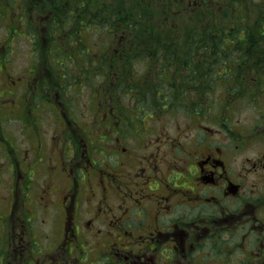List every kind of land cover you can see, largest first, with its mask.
Wrapping results in <instances>:
<instances>
[{"label":"flooded vegetation","instance_id":"1","mask_svg":"<svg viewBox=\"0 0 264 264\" xmlns=\"http://www.w3.org/2000/svg\"><path fill=\"white\" fill-rule=\"evenodd\" d=\"M255 29L257 37L241 28L223 58L254 67L234 75L249 82L264 80V26ZM157 92L141 101L144 112L159 106ZM230 94L221 111L208 107L203 120L204 109L193 108L196 131L189 126L183 138L166 142L162 129L147 126L149 114L118 120L131 104L121 99L118 106L112 95L95 91L88 122L80 123L74 111L65 113L54 148L48 151L39 138L33 157L22 160L29 174L16 170L14 184L26 192L40 186L39 204L56 206L63 237L38 254L29 218L13 202L1 222L0 264H85L80 253L87 240L94 244L96 264H264V111L255 106L256 120L236 121L247 101L240 104ZM74 100L67 95L60 103L72 110ZM85 231L95 238H86Z\"/></svg>","mask_w":264,"mask_h":264},{"label":"trees","instance_id":"2","mask_svg":"<svg viewBox=\"0 0 264 264\" xmlns=\"http://www.w3.org/2000/svg\"><path fill=\"white\" fill-rule=\"evenodd\" d=\"M251 1L253 2V0L11 2L20 6L17 9L20 13L27 12L28 9L30 14L31 11L35 12L33 17L35 23L29 22L30 33L33 32L35 42V57L47 61L45 65L49 72L56 66H62L65 67L64 76L78 79L89 73V70L97 69V74H105L107 83H111L110 89L125 81L126 90L135 88L130 87V84H137L143 93L147 92L148 95L144 97L146 99L150 100V96H154L158 91L157 100L171 104L175 103V99H181L183 105L188 104L187 100L190 94H193L190 97V100H193L192 105L199 107L209 95L213 82L223 77L219 61L227 64L223 57L229 53L233 41L238 40V35L241 34L239 29L244 26L251 27L252 30L247 28L245 33L254 37L260 35L259 30L255 28L264 26V0H256L255 5L261 2L257 7L251 4ZM6 10H9L8 7ZM94 29H97V33ZM229 36H234V40L229 39ZM261 42L260 47L263 49L264 40L261 39ZM96 46L97 52L102 53L97 54L98 56L93 53ZM37 62L35 60V65ZM41 64L37 65L38 69ZM70 65H76L77 70ZM50 81L56 84L55 79ZM42 89L46 90L44 84ZM59 89L63 91V85H59ZM231 89L233 88L229 87L226 92L234 94L235 91H230ZM159 90L163 91V95ZM33 105L31 100L28 110L31 111ZM29 118L30 115L27 119ZM2 120L0 105V130Z\"/></svg>","mask_w":264,"mask_h":264},{"label":"rangeland","instance_id":"3","mask_svg":"<svg viewBox=\"0 0 264 264\" xmlns=\"http://www.w3.org/2000/svg\"><path fill=\"white\" fill-rule=\"evenodd\" d=\"M0 1L8 3L9 0ZM24 13L25 20L23 18L21 19V21L24 20V26H20L17 21L19 12L6 9L3 12L0 11V105L1 116L3 117L2 128L0 130V236L3 229L1 226L2 219L6 215V212H10L11 204L13 203L12 199L13 197L15 198V195H13V187L10 184H6L9 180L14 181V177L12 179L10 171V164L6 158V149L9 151L13 150L14 154H24L31 146L34 148L35 144L38 143V139L41 138V141L45 143V148L50 147L48 149V151H50L54 148V146H52V144H54L52 140L57 138V134L63 127V121L54 113V107L50 106L51 102H46L49 101L50 98L44 96L41 101L40 92L32 91L33 88L36 90V83L34 79H32L36 77L34 60L36 50L34 49L35 42L33 40V32L30 33L29 22L35 23L33 18L35 12L31 11L30 14L28 9L27 12ZM16 25H18L20 29L14 31V26ZM5 46L8 48H5ZM42 63L45 67V61H42ZM56 69L59 74L63 73L60 67L56 66ZM81 84L82 83H76L70 80L68 82V86H70L69 91H71L70 94H72V92L77 90L75 93L77 97L80 98V104H85L86 106L89 100V86L93 88V82L87 83L84 87H81ZM253 85L254 83L251 87ZM217 90L219 89L213 87V95L207 96V98L202 101L203 106H201L204 109L202 113L204 115L201 117L202 120L206 116L205 112L208 111V107H213L221 111L226 99L222 98L221 91ZM34 93L36 97L33 101L37 102V107L35 108V105L32 106L31 110L33 116H30V119L26 121L25 116L29 114L28 107H30L29 104ZM192 96L193 94H190L187 105H183L181 99L175 102L176 105L174 103L169 104L167 101L158 100L157 104H159L161 108L158 109L159 106L155 105L156 109L152 111L149 110L146 113L149 114V116L146 117V120L149 122H146L147 126L155 128V130L157 129L156 127H159V130L162 129L159 134L165 139L164 142L168 139L176 140L179 136L183 138L189 126H191L193 131H196V117L199 115L195 114L197 106L192 105L193 100H190ZM123 100L124 103L128 101L125 97ZM249 100L254 102V104H248L240 108L236 113V121L239 119L245 123L246 121L256 120L257 107L255 106H263L264 111V84L261 86L257 95L253 93L250 94ZM241 103L242 102H240V104ZM201 106H199V109ZM194 107V117L192 118V113L190 112H192ZM177 110L180 111L177 112ZM185 110L188 113H186ZM78 111L81 113L78 116V121L80 123L88 122L89 120L87 121V119H90L88 111L86 110L85 114L82 113V109H78ZM129 113L130 115H134L133 111ZM34 116L38 119V125L32 127V123L35 122ZM130 120H132L131 117ZM210 121H204V123L209 124ZM3 137L5 140H2ZM8 143L9 145H7ZM10 145L15 149H12ZM52 153L57 158L59 157L58 153ZM25 160L29 161L30 159L26 156ZM2 167L7 168L5 173ZM45 179L46 178H44V180ZM20 187L22 188L21 185ZM40 190V186L39 188L37 186L35 189L33 188L27 192H17L18 208H21L22 213H26L25 218H29L26 223L30 227L32 239L36 241V248L34 250L38 254L40 251L46 252L50 250V245H54L55 242H60L64 232L63 225L59 224V220L57 219L56 206H54V208L53 206L39 204L40 199H43V196L42 198L40 197ZM58 194V190L52 193L53 197L58 196ZM25 199L26 201H24V204L23 200ZM91 204H95L94 199ZM83 207L84 214L88 215L90 212L88 203H84ZM84 235L86 238L88 237V239L95 238V234H93L92 231H85ZM91 243L93 242L87 240L83 245H86V248L89 250L94 249V245ZM89 252L90 251L85 250L83 253L84 257H86ZM89 262L90 264H96V262L91 259L87 260L85 264Z\"/></svg>","mask_w":264,"mask_h":264}]
</instances>
